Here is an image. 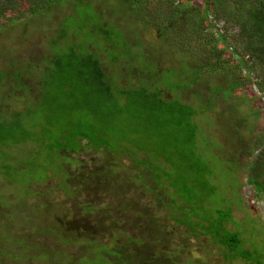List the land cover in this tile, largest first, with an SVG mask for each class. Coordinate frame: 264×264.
I'll use <instances>...</instances> for the list:
<instances>
[{
  "label": "rangeland",
  "instance_id": "1",
  "mask_svg": "<svg viewBox=\"0 0 264 264\" xmlns=\"http://www.w3.org/2000/svg\"><path fill=\"white\" fill-rule=\"evenodd\" d=\"M40 1L44 3L46 0ZM139 1L64 0L61 3H44L37 13H33L35 8L30 3L26 0H18V5L14 9L9 8L13 12L9 11L5 19L3 17L0 19V123L7 126L14 118L10 109L15 106L23 107L27 104L26 99L36 96L40 89L39 80L33 72L34 76L26 79V82L31 85L29 92L25 86L17 85L13 77L8 75L5 77L4 73H14L18 66H22L29 60L38 63L40 58L47 59L42 61L47 65L52 52L54 55L58 54L59 48L57 43L54 44L55 41L62 42L59 43L62 54L70 50L69 44H75L81 53L91 55L93 58L103 56L104 61L106 58L109 60L108 57L113 55L124 60L133 59L135 60L133 69L138 67L136 61L145 62L143 54L149 59H155L158 65V76H153L149 80V91L154 87L190 81V77H193L195 72L194 67L199 66L202 78L192 87L178 93L179 98L196 105V120H191L195 139L189 147L198 156H202V162L209 166L210 175H212L209 184L217 188L212 195L213 201L217 202L220 210L227 204L233 208L235 229L231 224L228 227L233 230L239 229L240 237L244 236L250 242L252 251L258 250L259 253L264 254V68L255 62L254 66L249 65L250 62L245 57L241 59L242 54L239 53L242 49L235 37L237 25L230 20L226 21L224 13L223 15L219 14L220 12L211 14L210 19L213 24H208V27H202V30L193 33L190 18L176 24V18L182 17V13L185 12L183 7L186 3L183 0H143L140 1L146 4L143 9L139 6ZM162 14L168 15L169 25L167 26L172 28L165 29L164 24L159 22ZM87 16L89 24L80 30L77 21L81 23ZM92 22L106 27L110 33L108 38L91 33ZM69 27L72 36L68 40L64 38L62 40L63 30L66 33ZM122 31L128 35H125L124 39L128 52L120 53L114 48L116 50L110 53L105 47L106 43L118 40ZM220 37L224 38L223 42L219 41ZM53 44L56 50L53 49ZM231 44H233L234 52H226L227 46ZM239 59L242 61L240 62ZM30 68L28 72L33 70V66L30 65ZM171 68H178L182 72H175V69ZM151 71L153 70L150 69L148 72ZM153 74L154 72H151V75ZM67 77L73 78L72 75ZM114 79L124 84L122 78H120L121 81L117 76ZM237 81L239 82L234 87ZM138 83L139 81L135 79L133 85ZM169 94L167 93L166 96ZM174 96L177 95L174 94ZM60 98L63 99L62 101L68 99L61 94ZM130 99L125 107L132 111L138 104L134 100L135 97ZM47 101L44 94L38 97L37 102H40V106L35 107L34 113L28 112L31 107L28 104L22 117L23 121L38 120L42 113L45 114ZM211 101L212 106L209 107ZM80 104H72V116L76 123L86 121L82 129L88 127V131L92 133L97 128H95V122L91 121L89 114H83L84 107H79ZM58 119L62 120V117L59 115V118L56 117L55 120L58 121ZM138 122V120H133L131 124L126 121L113 122L105 131L104 139L111 131L117 133L124 127L135 128ZM119 126L122 129H119ZM157 133L158 129H152L144 142L131 132L112 135L108 139L110 147H121L122 139L126 138L124 141L130 142L131 145L123 146L122 150L114 154L118 159L124 151L130 153V161L135 164L134 168H125L130 164L124 158L121 162L125 166L114 167L112 179L106 176L114 185L113 191L106 190L107 186L102 176H96L97 178L86 176L90 171L104 172L105 169H102L101 165H106L107 161L103 151L89 148L83 149L81 154H66L73 162L69 161L70 165L65 164L64 167L79 175L74 177L73 174L67 182L76 194L74 198H72L74 195L69 198L60 184L67 179L66 174L62 173V160L58 159L56 152L48 149L45 155L47 157L42 156V163L46 167L50 166L56 175L50 174L44 183L32 184L37 196H31L28 203L30 207L28 210L32 216L40 220L38 226L40 228L48 225L54 227L55 224L50 223H60L68 232H77L79 240L83 235L89 236L91 232L94 235L93 238L103 241L109 232L115 229L122 230L132 237H137L144 231L149 233V240L153 241V244L141 247L143 250H170L171 257L180 264H228L224 263L220 255L226 250L225 248L213 246L206 238L195 239L188 229L171 221L172 212L167 205H171V201L177 197L171 188V183L165 186L158 175L150 174L152 182L162 192L161 199H164V202L160 203L147 193V191L149 193L156 191L155 188L132 186V183L142 182L143 178L141 179L137 172L147 173L153 170L150 169L154 163L152 159L154 154H151L152 140ZM93 136L100 138L98 131H94ZM167 136L170 139L175 137L172 134ZM101 140L103 138H100ZM175 145L180 150L182 146H186V141H180ZM10 156L12 155L9 153H0L1 160L8 159ZM25 157L26 161H29L32 155H25ZM139 157L144 159L139 160ZM108 158L112 157L108 156ZM77 160L83 161L84 164L74 163ZM17 162L19 159L15 157L11 160L13 166ZM166 170L168 168L163 167L157 172L164 173ZM10 171H1L4 179L10 176ZM254 172H257V175ZM20 173L25 182H28L30 178L40 180L44 174L43 168L38 169L37 172L25 170ZM131 176L134 178L129 181ZM257 176H259L258 180ZM0 192L2 193L1 190ZM25 193L24 189L19 191L21 196ZM8 194L10 195V192ZM223 197L227 203L225 206H223ZM44 203L47 205L45 206ZM91 205L98 206L99 209L95 208L91 213H84L83 210ZM200 209L199 206L197 210ZM137 213H141L144 218L139 219L135 215ZM215 217L218 218L217 215H214ZM5 224L7 223L0 221V226L3 225L0 228V234L6 232L11 236L13 225L6 228ZM17 226L20 234L30 235L29 232L25 233L30 227L22 228L23 226L19 224ZM158 227L162 229L159 230ZM227 235L230 234L224 233L220 236ZM48 236L52 239L51 235ZM45 240L43 236H38L29 243L35 244L36 241L44 242ZM81 243L78 241L74 244H65L63 247L70 256L89 255L91 248ZM46 245L49 244L46 243ZM246 246L249 245L246 244ZM175 252L178 254L174 255ZM253 252L252 256H254ZM45 262L47 261L33 260L27 263L23 260L9 259L2 263L44 264ZM229 264L250 263L237 259Z\"/></svg>",
  "mask_w": 264,
  "mask_h": 264
},
{
  "label": "trees",
  "instance_id": "2",
  "mask_svg": "<svg viewBox=\"0 0 264 264\" xmlns=\"http://www.w3.org/2000/svg\"><path fill=\"white\" fill-rule=\"evenodd\" d=\"M26 1L35 8L33 13H37L44 6V3H61L64 0H46L44 3H41L40 0ZM140 1L138 4L143 9L146 4ZM183 1L186 3V6L183 7L185 12L182 13V17L176 18L177 25L182 20H189L190 18L192 32H199L203 29L202 27H208V24H213L210 19L211 14L220 12L219 14L223 15L224 13L226 21L230 20L237 25L238 29L235 37L242 49L241 53H239L242 54L241 59L243 60L245 57L250 62L249 65L254 66L255 62L261 68H264V0ZM17 3L18 0H0V19L2 17L5 19L9 11L13 12L11 9H14L18 5ZM87 18L88 16L81 23L77 21V24L80 25V30L89 24ZM159 22L164 24L163 27L165 29L172 28L167 26L169 25L168 15L163 16L162 14L159 17ZM92 26L91 33L108 38L110 33L106 27L95 22ZM63 34L62 40L63 38L68 40L72 36L70 27L66 29V33L63 30ZM125 35L128 36L126 32L122 31V35L120 34L118 40L108 41L105 45L106 49H109L110 53L116 49L120 53L128 52L127 43L124 40ZM223 40L224 38H219V41L223 42ZM55 43H57L59 48L58 54L54 55L52 52V57L48 58L50 61L48 60L49 63L47 65L42 63L43 60L47 59L40 58L38 63L34 60H29L23 63L22 66H18L14 73H4L5 77L7 75L13 77V81L17 85L25 86L29 92L31 91V85L26 82V79L33 77V72L39 80L40 89L36 96L26 99V105L23 107L15 106L10 109L12 114H14V118L7 126L0 123V153L12 155L8 159H0V190L2 191V193L0 192V221L7 223L4 225L6 228L13 225L11 236L6 232L0 234V264L9 259L15 261L23 260L27 263L33 260L48 262L44 264H180L174 260L175 258L171 257L170 250H143V246L153 244V241L149 240V233L147 232L144 233L143 231L141 235L132 237L122 230L115 229L111 230L103 241L93 238L92 232L89 233V236L83 235L79 240L77 232L69 231L70 234L65 229L66 227H63L60 223L52 222L50 224H55L54 227L48 225L40 228L38 226L40 220L32 216L30 210H28L30 208L28 205L30 197L33 195L37 196L32 184L44 183L50 177V174L56 175L52 172L50 166L46 167L42 163V156L47 157L45 155L48 149L56 152L58 159L63 162L61 166L63 169L62 173L66 174L67 179L60 184L69 198L73 195L72 198H74L76 194L67 182L73 174L74 177L79 175L64 167L65 164L70 165L68 164L69 161L73 162L66 154H81L83 149L89 148L103 151L107 162L106 165H101L102 169H105L104 172L94 173L89 170L90 172H87L86 176L95 178L102 176V180L105 181L104 183L107 186H104L107 188L106 190L113 191L114 185H112L111 179L114 175V167L123 166L124 164L121 161L124 158L130 164L128 167L124 165L125 168H134L135 164L130 161V153L124 151L118 159L115 156L116 154H114V152L122 150L123 146L128 147L126 145H131L130 142L124 141L126 138L122 139L121 147H110L108 139L112 135L131 132L144 142L147 134H150L152 129H158V133L152 140L153 151L151 154H154V157H151L154 163L150 169L153 170L141 173L131 169L133 172L140 174L141 179L143 178L142 182H131L132 186L153 187L156 191H153V194L149 193V191L147 193L155 198L158 203L164 202V199H161L162 192L150 178V174L158 175L161 182L165 183V186L167 183L172 184L171 188L177 196L175 197L176 200L174 198L171 201V205H167L172 214H174L170 213L171 221L188 229L195 239L206 238L213 246L225 248L226 250L220 254L224 263L229 264L233 260L240 259L250 264H263L264 254L259 253L258 250L253 252L250 242L244 236L243 238L240 237L241 231L228 227L229 224L233 227L235 226L233 223V208L226 203L224 197L222 198L224 200L223 206L227 205L221 210L217 202L213 201L212 195L217 191V188L209 184L212 178L209 166L202 162V156H198L189 147L195 139V131L193 127L191 129V120H196V105L182 100L178 97V93L192 87L202 78L200 75L201 69H198L199 66L196 65L197 67H194L195 72L192 75L193 77H190V81H180L174 84L171 83L168 86L154 87L149 91V80L153 76H158V65L155 59H149L143 54L145 62L136 61L138 67L133 69L135 61L133 59L129 60L126 58L124 60L113 55L108 57L109 60L106 58L104 61L103 56L93 58L91 55L87 56L83 52L81 53L79 47L75 44H69L70 50L62 54L59 46V43L62 42L55 41ZM54 44L53 49L56 50ZM216 46L219 47L220 45ZM232 47L233 44L229 47L227 46L226 52H234ZM242 60L239 59L240 62ZM27 62L33 66V70L29 72L28 70L31 68L29 63L27 66ZM26 66L27 71L25 70ZM150 69L153 70L151 71L154 72L153 75L148 72ZM176 71L182 72L178 68L175 69ZM67 75H72L73 78L69 79ZM116 76L118 80L122 78L124 84H122L121 80V82H116L114 79ZM135 79L139 83L133 85ZM238 82H235L234 87ZM167 93H170V99L168 98L169 96H166ZM43 94L48 99L44 109L45 114L42 113L38 120L32 118L34 121L24 122L22 117L27 105L31 106L28 112L34 113L35 107L39 108L40 106V102H37L38 97ZM60 94L66 98L68 97V99L62 101ZM174 94L177 96H174ZM134 97L138 105H135L132 111L127 110L125 107L128 104L127 101ZM75 103H83L79 107H84L83 114H89L91 121L95 122V128H97L93 130L98 131L99 137L103 138V140L100 141V138L93 136L94 131L90 133L91 131H88V127L85 128L86 130L82 129L86 121L75 122L72 116V104ZM208 106H212V101ZM120 114H122V117H120ZM59 115L62 120L58 119L56 121L55 119L56 117L59 118ZM133 120L139 121L135 128L124 127L122 129L119 126V129H122L121 132L119 130L117 133L111 131L109 136L104 139L105 131L113 122L126 121L131 124ZM186 132L188 133L187 135ZM168 134H172L175 137L170 139L167 136ZM179 140L186 141V146H182L180 150L175 145V143L180 142ZM174 141L175 143H173ZM25 155H32V157L29 161H26ZM108 156L112 158H108ZM14 157L19 159L15 166L11 164V160H14ZM138 159L142 160L144 158L139 157ZM74 163L78 165L84 164L81 160H77ZM163 167L168 168V170L164 173H158L157 170ZM40 168H43L44 172L40 180L30 178L28 182H25V179L21 178L20 172L25 170L37 172ZM2 170H11L10 176L4 179ZM254 173L257 175V172ZM106 176L111 179L106 178ZM131 178L134 177H129V181H131ZM256 179L258 180L259 176ZM20 186L23 187L21 188ZM21 189L26 191L25 195L21 196L19 194ZM9 192L10 195L8 194ZM44 205L46 206L47 204L44 203ZM199 206L201 209L197 210ZM95 208L99 209L98 206L94 207L91 205L83 211L84 213H91ZM209 210L212 212L210 213ZM135 215L139 219L144 218L141 213ZM214 215H217L218 218H214ZM18 224L22 225V228L30 227V229L25 231L26 234L29 232L30 235L24 236L20 234ZM158 229L161 230L162 228L158 227ZM224 233L230 235L221 237L220 235ZM48 235H51L52 239ZM36 236H43L44 240L46 239L45 243L40 241H36L35 244L29 243L32 239H36ZM78 241L82 242V245H88L91 248L92 251L89 255L85 254L81 257L68 255L63 246L65 244H74ZM46 243L49 245H46ZM246 244L249 246L247 247ZM251 251L254 256H252ZM177 254L175 252L174 255Z\"/></svg>",
  "mask_w": 264,
  "mask_h": 264
},
{
  "label": "flooded vegetation",
  "instance_id": "3",
  "mask_svg": "<svg viewBox=\"0 0 264 264\" xmlns=\"http://www.w3.org/2000/svg\"><path fill=\"white\" fill-rule=\"evenodd\" d=\"M195 85V84H194ZM169 99L171 98V96L169 95V97H168Z\"/></svg>",
  "mask_w": 264,
  "mask_h": 264
}]
</instances>
